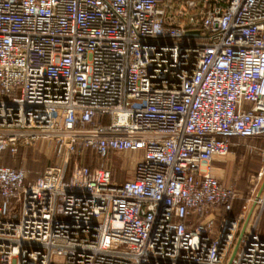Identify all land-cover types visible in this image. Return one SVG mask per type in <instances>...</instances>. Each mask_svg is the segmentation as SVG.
Segmentation results:
<instances>
[{"label": "built area", "instance_id": "obj_1", "mask_svg": "<svg viewBox=\"0 0 264 264\" xmlns=\"http://www.w3.org/2000/svg\"><path fill=\"white\" fill-rule=\"evenodd\" d=\"M263 137L264 0H0V264H264V197L211 173Z\"/></svg>", "mask_w": 264, "mask_h": 264}, {"label": "rangeland", "instance_id": "obj_2", "mask_svg": "<svg viewBox=\"0 0 264 264\" xmlns=\"http://www.w3.org/2000/svg\"><path fill=\"white\" fill-rule=\"evenodd\" d=\"M235 142L237 145H240L239 147H231L230 154H228L230 157L225 158L228 155L224 156V158L215 157L214 165L216 170H223L221 173V181L233 187L238 193L239 198L234 202L232 211L234 217L242 214L245 205H247L246 208L252 209L253 202L261 189L260 196L262 198L264 197V158L261 157V152L258 150L261 149L264 151V147L261 146L262 142L237 139ZM246 146H255L256 150H246L247 153L243 152L242 148ZM82 158L83 162L81 161V163H85V165H88L94 160L93 156L87 152L83 154ZM231 160L232 162L228 163ZM71 161L73 162L74 160L72 159ZM2 163L14 169L25 170L27 172V182H32L47 166L54 164L53 145H49L45 141L36 142V144L30 147L19 150L14 157L5 153ZM94 165L99 166L100 161H96ZM104 165L108 167L112 166L115 181L123 182L131 177L132 164L129 154L112 156L110 161L104 163ZM226 168L227 170H225ZM247 219L248 217L246 216V220L243 219L241 221L237 236L242 233L245 225V233L250 231L251 223L249 222L247 224ZM258 233L264 239V214H262L258 225ZM237 241L238 237H236V241L232 246V251L235 249Z\"/></svg>", "mask_w": 264, "mask_h": 264}, {"label": "crops", "instance_id": "obj_3", "mask_svg": "<svg viewBox=\"0 0 264 264\" xmlns=\"http://www.w3.org/2000/svg\"><path fill=\"white\" fill-rule=\"evenodd\" d=\"M235 140L236 139H234V140H232V147H239V145H237L236 144V142H235ZM252 141H260V142H262V144H261V146H263L264 147V137L263 138H259V139H253ZM243 148H245V149H243ZM242 148V150H243V152H246L247 153V151L246 150H256V148H255V146H246V147H243ZM260 152L261 151H263V150H261V149H258ZM230 154V153H229ZM259 154V153H258ZM112 156H114V155H111V157ZM259 156V155H258ZM228 157H230L229 155L227 156V157H225V158H228ZM231 157H233V156H231ZM262 157V156H261ZM222 158H224V157H222ZM232 159V158H231ZM229 162H232V160L231 161H228V163ZM3 164V163H2ZM4 165V164H3ZM214 165H215V158H214V160H213V162H212V165H211V167H212V170H211V173H212V175L215 177V178H217L218 180H221V173H222V171L223 170H221V171H218V170H216L215 168H214ZM6 166V165H5ZM225 170H227V168L225 169ZM233 206H234V204H233ZM232 211H233V209H232ZM264 214V213H263ZM231 215H232V212H231ZM232 216H234V215H232Z\"/></svg>", "mask_w": 264, "mask_h": 264}, {"label": "water", "instance_id": "obj_4", "mask_svg": "<svg viewBox=\"0 0 264 264\" xmlns=\"http://www.w3.org/2000/svg\"><path fill=\"white\" fill-rule=\"evenodd\" d=\"M186 35H187V37H192V36H195L196 34L187 33ZM262 187H263V186H262ZM261 190H262V189H261ZM261 190L259 191V193L261 192ZM241 236H242V233L239 235V238H238V239H240ZM235 252H236V248L234 249V251H233V253H232L231 259L234 257ZM231 259H230V261H231Z\"/></svg>", "mask_w": 264, "mask_h": 264}, {"label": "bare ground", "instance_id": "obj_5", "mask_svg": "<svg viewBox=\"0 0 264 264\" xmlns=\"http://www.w3.org/2000/svg\"><path fill=\"white\" fill-rule=\"evenodd\" d=\"M259 199H260V193L256 196L255 200H259ZM255 200H254V201H255ZM263 200H264V198H263ZM263 200H262V201H263Z\"/></svg>", "mask_w": 264, "mask_h": 264}, {"label": "trees", "instance_id": "obj_6", "mask_svg": "<svg viewBox=\"0 0 264 264\" xmlns=\"http://www.w3.org/2000/svg\"><path fill=\"white\" fill-rule=\"evenodd\" d=\"M113 174V173H112ZM115 177L113 176V179H114Z\"/></svg>", "mask_w": 264, "mask_h": 264}]
</instances>
